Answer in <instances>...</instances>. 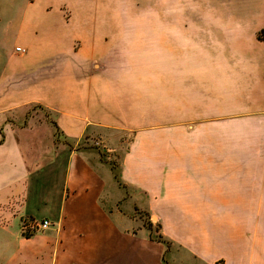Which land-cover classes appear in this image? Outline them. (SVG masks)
<instances>
[{
  "label": "crops",
  "instance_id": "crops-1",
  "mask_svg": "<svg viewBox=\"0 0 264 264\" xmlns=\"http://www.w3.org/2000/svg\"><path fill=\"white\" fill-rule=\"evenodd\" d=\"M102 2L0 0V264H184L137 232L136 213L154 198L137 148L114 166L95 143L142 116L128 81L114 77L137 32L121 30L120 14ZM262 28L264 0H196V131L205 120L214 135L209 156L196 157L211 166L212 186L199 198L223 202L226 242L241 231L256 247L264 246ZM10 38L21 57L8 55ZM34 105L49 114L29 115ZM26 217L50 226L26 237ZM222 243L196 240V264L226 256ZM253 263L264 256L236 261Z\"/></svg>",
  "mask_w": 264,
  "mask_h": 264
},
{
  "label": "rangeland",
  "instance_id": "rangeland-1",
  "mask_svg": "<svg viewBox=\"0 0 264 264\" xmlns=\"http://www.w3.org/2000/svg\"><path fill=\"white\" fill-rule=\"evenodd\" d=\"M102 7L105 13L120 14L121 30L137 32V43L124 47L121 68L114 77L128 81V99L131 105L142 108V116L131 129L114 131L108 142L95 140L114 166L121 154L135 147L138 162L142 159L152 169V208L137 211V232L157 246L164 245L167 259L177 257L184 264H196L198 239H217L228 246L221 247L226 258L214 264H236L240 256H264V246L244 245L241 231L232 232L230 242H226L223 202L199 198L208 194L202 188L212 186L211 166L196 165V157L209 156L214 135L205 120L196 131V0H103ZM262 29L258 34L264 37ZM8 40V55L21 57L11 49L16 39ZM103 64L105 67L106 62ZM34 111L49 114L38 105L28 114ZM114 140L120 145L112 144ZM217 207L222 209L214 211ZM34 219L45 220L24 218V236L47 230H30L27 225Z\"/></svg>",
  "mask_w": 264,
  "mask_h": 264
},
{
  "label": "built area",
  "instance_id": "built-area-1",
  "mask_svg": "<svg viewBox=\"0 0 264 264\" xmlns=\"http://www.w3.org/2000/svg\"><path fill=\"white\" fill-rule=\"evenodd\" d=\"M16 49L18 51H25V48L22 47L21 45H17L16 46ZM50 226V221L45 219V220H42V221H38L36 219L32 220L29 222V224L27 225V227L30 228V230H38L40 228H47Z\"/></svg>",
  "mask_w": 264,
  "mask_h": 264
},
{
  "label": "trees",
  "instance_id": "trees-1",
  "mask_svg": "<svg viewBox=\"0 0 264 264\" xmlns=\"http://www.w3.org/2000/svg\"><path fill=\"white\" fill-rule=\"evenodd\" d=\"M262 31H264V28L262 29ZM258 37H259L260 39H264V37L261 35V33L258 34Z\"/></svg>",
  "mask_w": 264,
  "mask_h": 264
},
{
  "label": "clouds",
  "instance_id": "clouds-1",
  "mask_svg": "<svg viewBox=\"0 0 264 264\" xmlns=\"http://www.w3.org/2000/svg\"><path fill=\"white\" fill-rule=\"evenodd\" d=\"M216 23H217L218 25H222V22H221V21H216Z\"/></svg>",
  "mask_w": 264,
  "mask_h": 264
}]
</instances>
